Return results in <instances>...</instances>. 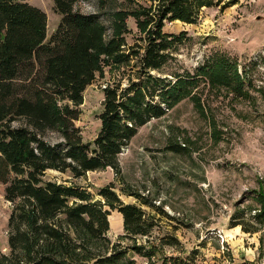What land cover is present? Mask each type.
<instances>
[{"label":"trees","instance_id":"1","mask_svg":"<svg viewBox=\"0 0 264 264\" xmlns=\"http://www.w3.org/2000/svg\"><path fill=\"white\" fill-rule=\"evenodd\" d=\"M77 1L53 0L61 20L48 37L44 10L26 0H0V184L12 205L9 251L0 252V264H138L130 252L146 257V264H195L197 250L166 256L165 245L181 244L175 235L127 247L111 242L112 210L121 213L124 234L131 237L159 225L160 218L143 206L177 220L163 205L131 187L122 190L138 203H125L114 183L93 194L46 174L55 170L79 178L111 167L122 176L119 156L140 128L167 114L201 78L242 94L244 77L223 57L206 61L194 75H159L189 39L185 30L166 32L167 23H197L204 8L223 11L239 0H98L95 12L77 9ZM105 14L112 19L110 29ZM129 18L138 29L133 43L127 39ZM106 65L128 69L127 83L120 79L103 88L100 129L85 141L76 125L80 106ZM169 149L180 151L179 145ZM257 198L260 207L249 217L245 208L235 211L230 227L246 233L264 227V192Z\"/></svg>","mask_w":264,"mask_h":264},{"label":"rangeland","instance_id":"2","mask_svg":"<svg viewBox=\"0 0 264 264\" xmlns=\"http://www.w3.org/2000/svg\"><path fill=\"white\" fill-rule=\"evenodd\" d=\"M26 1L47 13L50 37L61 20L53 0ZM76 8L95 12L98 0H78ZM102 18L110 29V16ZM128 24L132 31L127 39L133 43L138 29L133 18ZM164 30H185L189 39L159 75L171 80L194 75L206 61L223 57L244 77V92L237 94L201 78L167 114L140 128L119 156L122 176L107 167L79 178L49 170L46 178L81 185L93 194L114 183L125 203H138L135 196L122 190L131 187L156 205H163L177 219L171 222L157 210L143 206L160 218L159 225L147 234L130 237L124 234L121 213L112 210L108 236L113 243L120 241L127 247L175 235L181 244L165 245L166 256L185 257L197 250L195 264H264V227L255 233H246L241 226L230 227L235 211L245 208L249 217L260 207L257 193L264 192V0H239L223 11L204 8L197 23L169 22ZM127 76L125 67L106 65L103 76L85 90L76 121L85 141L93 140L100 129L103 88L120 79L125 85ZM50 139L57 138L50 135ZM171 145H179L180 151L169 149ZM11 209L0 184V252L5 253L9 251ZM119 220L122 225L117 224ZM130 256L138 264H146V257L134 252Z\"/></svg>","mask_w":264,"mask_h":264},{"label":"crops","instance_id":"3","mask_svg":"<svg viewBox=\"0 0 264 264\" xmlns=\"http://www.w3.org/2000/svg\"><path fill=\"white\" fill-rule=\"evenodd\" d=\"M122 220H123V219H122ZM117 224H118V225H120V224L122 225V221H121V220H119V223L117 222Z\"/></svg>","mask_w":264,"mask_h":264},{"label":"bare ground","instance_id":"4","mask_svg":"<svg viewBox=\"0 0 264 264\" xmlns=\"http://www.w3.org/2000/svg\"><path fill=\"white\" fill-rule=\"evenodd\" d=\"M110 219V218H109Z\"/></svg>","mask_w":264,"mask_h":264}]
</instances>
